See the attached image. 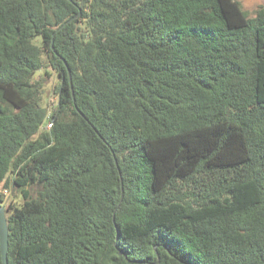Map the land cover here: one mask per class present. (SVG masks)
<instances>
[{"label": "trees", "instance_id": "trees-1", "mask_svg": "<svg viewBox=\"0 0 264 264\" xmlns=\"http://www.w3.org/2000/svg\"><path fill=\"white\" fill-rule=\"evenodd\" d=\"M5 190L9 264H264V5L0 0Z\"/></svg>", "mask_w": 264, "mask_h": 264}, {"label": "rangeland", "instance_id": "rangeland-1", "mask_svg": "<svg viewBox=\"0 0 264 264\" xmlns=\"http://www.w3.org/2000/svg\"><path fill=\"white\" fill-rule=\"evenodd\" d=\"M242 5L244 9L248 12L250 16H254L257 9L264 5V0H241ZM47 69V74H46ZM44 78V81L46 83L45 85V97H44V104L48 107L49 115H52V113L55 111L58 103V93L56 92V88L60 83V78L57 74V72L51 68L47 67L43 70H40L36 78ZM46 123H49V119L46 121ZM46 128H49V124L45 125ZM11 190V189H10ZM8 190L6 192V204L5 207L7 209V213H9L8 206L11 202H13L15 205H20L23 201V198L21 194H16L13 191Z\"/></svg>", "mask_w": 264, "mask_h": 264}, {"label": "water", "instance_id": "water-1", "mask_svg": "<svg viewBox=\"0 0 264 264\" xmlns=\"http://www.w3.org/2000/svg\"><path fill=\"white\" fill-rule=\"evenodd\" d=\"M0 242L2 253V264H9V228L7 219V209L4 204H0Z\"/></svg>", "mask_w": 264, "mask_h": 264}, {"label": "built area", "instance_id": "built-area-1", "mask_svg": "<svg viewBox=\"0 0 264 264\" xmlns=\"http://www.w3.org/2000/svg\"><path fill=\"white\" fill-rule=\"evenodd\" d=\"M50 126V125H49ZM5 192H8V190H5Z\"/></svg>", "mask_w": 264, "mask_h": 264}, {"label": "clouds", "instance_id": "clouds-1", "mask_svg": "<svg viewBox=\"0 0 264 264\" xmlns=\"http://www.w3.org/2000/svg\"><path fill=\"white\" fill-rule=\"evenodd\" d=\"M50 125V124H49ZM50 127V126H49ZM5 205V204H4Z\"/></svg>", "mask_w": 264, "mask_h": 264}]
</instances>
